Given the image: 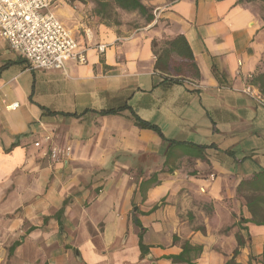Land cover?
Instances as JSON below:
<instances>
[{
    "label": "crops",
    "instance_id": "0c3cea01",
    "mask_svg": "<svg viewBox=\"0 0 264 264\" xmlns=\"http://www.w3.org/2000/svg\"><path fill=\"white\" fill-rule=\"evenodd\" d=\"M239 1L172 0L151 22L115 10L130 24L58 0L86 57L63 71L30 70L0 37V264H264L237 194L264 170V108L241 93L264 22ZM178 36L198 78L175 75V54L155 69Z\"/></svg>",
    "mask_w": 264,
    "mask_h": 264
},
{
    "label": "built area",
    "instance_id": "2783aa9c",
    "mask_svg": "<svg viewBox=\"0 0 264 264\" xmlns=\"http://www.w3.org/2000/svg\"><path fill=\"white\" fill-rule=\"evenodd\" d=\"M57 2L0 0V37L14 54L25 60L30 70L63 71L68 61L81 65L86 63L85 52L78 51L71 31L51 12ZM97 49L103 52L105 46ZM241 93L264 108V96L251 84L245 85ZM44 141H50V137L46 136ZM39 146L35 143V147ZM63 156H69L68 148L50 147V160L58 161Z\"/></svg>",
    "mask_w": 264,
    "mask_h": 264
},
{
    "label": "trees",
    "instance_id": "16d2710c",
    "mask_svg": "<svg viewBox=\"0 0 264 264\" xmlns=\"http://www.w3.org/2000/svg\"><path fill=\"white\" fill-rule=\"evenodd\" d=\"M142 1L143 0H103L98 3L100 8L97 10V14L106 18L107 12H113L119 9L125 12H137L140 16L145 18L146 22H151L153 20L151 9L145 6ZM239 2L261 3L263 6L262 20L264 22V0H240ZM165 46L166 48H163L160 54L155 50L156 70L162 72L168 71L171 55L175 54L181 59L180 63H173L172 69L175 75L181 77L186 75L195 78L199 77L192 53L187 42L182 36H178L172 41L165 42ZM153 48H156V44H153ZM250 83L264 96V56L261 66L259 67L257 73L252 76ZM139 126L142 128L154 129L152 126L142 122L139 123ZM155 182L156 180H150L145 182L142 186L149 187ZM237 194L243 198L247 211L250 214V218L245 220V222L252 223L256 226H264V170L254 174L247 180L241 181L237 186ZM184 249H186V246ZM261 260L262 263H264V245ZM227 264L234 263L233 261H229Z\"/></svg>",
    "mask_w": 264,
    "mask_h": 264
},
{
    "label": "rangeland",
    "instance_id": "374dc122",
    "mask_svg": "<svg viewBox=\"0 0 264 264\" xmlns=\"http://www.w3.org/2000/svg\"><path fill=\"white\" fill-rule=\"evenodd\" d=\"M80 1L83 4H87V3L90 4L88 7V12L89 11L95 12L100 8L98 3L103 0H80ZM170 1L172 0H165L163 2H160V0H143L142 2L143 4H145V6L149 7L151 9V12L153 13L154 8L161 7L162 5ZM252 4L257 7V9L259 10L260 17L262 18L263 17L262 4L259 2H254ZM130 16H131L130 14H121L120 11L119 12L117 11L107 12L105 22L106 23H117L119 19L120 20L123 19V20H127L130 24H137L138 21L140 20L137 16H131V17Z\"/></svg>",
    "mask_w": 264,
    "mask_h": 264
}]
</instances>
